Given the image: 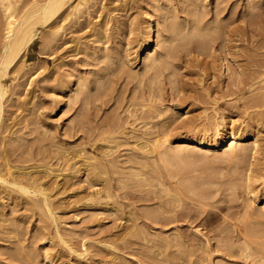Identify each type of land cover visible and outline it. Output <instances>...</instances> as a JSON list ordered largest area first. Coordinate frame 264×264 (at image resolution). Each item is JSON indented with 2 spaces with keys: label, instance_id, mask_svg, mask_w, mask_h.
Listing matches in <instances>:
<instances>
[{
  "label": "rangeland",
  "instance_id": "1",
  "mask_svg": "<svg viewBox=\"0 0 264 264\" xmlns=\"http://www.w3.org/2000/svg\"><path fill=\"white\" fill-rule=\"evenodd\" d=\"M67 7L5 78L0 175L37 184L48 206L0 183V264L264 261L263 203L247 188L264 181V0ZM215 124L248 132L258 153L236 163L185 147L165 162L153 147L158 134L176 146Z\"/></svg>",
  "mask_w": 264,
  "mask_h": 264
},
{
  "label": "bare ground",
  "instance_id": "2",
  "mask_svg": "<svg viewBox=\"0 0 264 264\" xmlns=\"http://www.w3.org/2000/svg\"><path fill=\"white\" fill-rule=\"evenodd\" d=\"M70 1L71 0H31L30 5L26 9H24V11L22 10V12L18 13L17 7L19 6L18 2H20V0H0V7L4 14V23L2 22L3 24H1L0 18V28L4 26L3 29L5 39L0 49V114L2 109V100L7 93L5 78L8 74L9 68L15 63L18 57L22 55L24 50H26V48L33 42L38 27H42L46 24L53 25L61 17ZM78 6L79 4H77V6L73 8L72 12H77ZM172 23H169L171 26V31L174 32V34H177V36L183 41L186 40V33L184 32L185 35L183 33L181 34L183 30H181L180 32V29H178V26L180 25L178 23V25H176V22L173 24ZM61 28L62 27H57V30H55V32H59ZM153 28L154 27L152 26V21H148L147 36L146 39L142 41V48H144L146 51V54L143 58V66L147 68L150 64H154L157 59L152 57L151 52V44L155 42L152 38ZM194 29L196 30L197 27H195ZM159 34L157 35L156 43L160 39L161 35ZM196 35H198V33H196ZM128 56H130V53H128ZM248 137L249 134L245 130L236 129L234 127L226 129L223 125L215 124L210 129L201 130L192 134V136L188 135L187 137L181 138L176 146H172L170 142L171 138L169 139V136L167 134H158L154 139L153 147L154 149H159L161 158L165 162H169L170 160L172 161L173 159L178 160V154L181 151L186 150L185 147H195L204 152L222 151V154H225L226 157L231 159V161L235 160L236 163H241L246 160L247 150H251L253 156L256 155L259 151L256 141L251 142ZM224 147H226V149L223 150ZM10 173V169H8L7 175H11ZM7 177L5 175H0L1 185L16 188L20 193L26 195L27 197L39 196L41 197V202H43L44 206H48L46 198L47 194L45 195L43 190L38 187L37 184H35L34 186L27 185V187L24 186L25 184H21L20 181L16 182V180L14 179L10 181L9 179H7ZM250 179L251 177H248L247 188H249V193L252 194V202L254 204L255 202L262 201V208L264 209V181L262 184H260L261 189L256 190L252 185L253 182L252 184L250 183L251 180H254ZM260 264H264V261H262Z\"/></svg>",
  "mask_w": 264,
  "mask_h": 264
}]
</instances>
